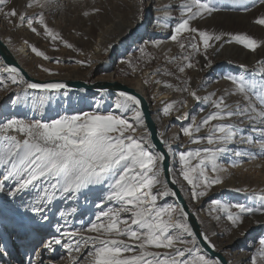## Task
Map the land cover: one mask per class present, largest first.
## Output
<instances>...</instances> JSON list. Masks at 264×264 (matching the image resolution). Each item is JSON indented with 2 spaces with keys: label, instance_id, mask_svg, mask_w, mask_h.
Here are the masks:
<instances>
[{
  "label": "snow or ice",
  "instance_id": "obj_1",
  "mask_svg": "<svg viewBox=\"0 0 264 264\" xmlns=\"http://www.w3.org/2000/svg\"><path fill=\"white\" fill-rule=\"evenodd\" d=\"M232 2L244 6V11H249L246 4L250 2L254 7L256 0ZM260 2L264 3V0ZM4 5L6 0H0V6ZM25 6L34 5L28 3ZM180 7L181 20L172 28L169 39L177 43L182 52L186 49H191L193 53L199 52L202 45L206 54L212 46L211 42H234L251 52L264 46L261 41L247 34H217L192 27V21L218 10L214 0H185ZM0 14L8 18L9 22L17 18V26L26 23L33 32L37 31L34 24H39L45 36L52 41L60 40L65 47L73 48L72 44L62 40L59 33L47 25L42 14L29 16L15 8L6 10L5 7H0ZM83 14L89 15L87 11ZM163 19L169 17L166 15ZM253 22L264 26V16L257 17ZM185 33L191 36L187 42ZM197 37L199 44L193 42ZM30 48L35 55L50 59L36 47L30 45ZM140 51L143 53L144 48L141 47ZM191 60V53L182 55L178 71L183 73L185 68L193 67ZM56 62L60 61L57 59ZM74 62L82 65L91 63L90 60ZM257 63L259 68L253 73V79H246L245 76L225 77L235 86L234 94L243 96V105L232 107L226 103L224 96L214 98L215 94L201 97L195 90H189L187 81L183 82V88L177 89L188 92L194 101L210 105L213 109L200 121L191 116V122L181 127L183 136L191 143L206 141L208 145L179 153L180 176L190 186L193 200L206 196L213 185L223 182L219 173L225 169L220 159L229 151L228 145L237 136L240 143L255 144L264 153V60ZM240 68L247 70L244 65H240ZM3 71L7 76L0 78V85L6 87L8 80L12 84L24 85L22 94L10 100L11 105L15 107L31 103L33 108L41 111V115L47 98L44 94L58 93L66 88L60 82L26 81L21 69L17 67H8ZM257 76L259 80L255 79ZM165 86L172 87L169 84ZM28 90H38L42 95L30 96ZM118 97L113 110L108 112H101L97 105L93 111L58 115L50 120H25L13 116L0 122V193L5 192L7 187V195L16 199L35 189V198L30 203L22 201L21 206L39 222L49 220L45 208L57 200L78 201L83 196L86 202L93 203L87 194L93 190L101 193L97 196L98 202H95L97 211L87 226L62 230L60 224L55 225V233L58 235H52L47 241L41 242L44 250L54 251L55 246H60L69 253L81 254L86 251L84 259L88 264H222L220 259H212L203 254L201 243L211 249H215V245L208 233L193 231L188 222L189 213L184 207L158 203L164 197L176 198L178 195L163 179L164 162L166 155L172 154L171 147H168L167 153L157 149L145 125L141 100L137 96L121 91ZM176 104V101L165 103L163 114L169 115L175 110ZM200 111L204 112V109ZM129 113H132L131 117ZM233 117L247 119L252 124L251 132L258 135L245 136L237 125L224 122ZM177 119L187 121L189 114L185 113ZM202 128L208 129L207 134L203 137L195 136ZM162 143L167 145L168 142L163 140ZM234 155L256 158L255 153L246 150H237ZM194 160L196 163H193ZM237 163L233 161L232 166L235 167ZM209 170L214 175L209 176ZM167 171L173 173L171 168ZM176 182L173 175L171 183ZM250 199L257 203L248 206L244 203L212 200L211 204L223 210L233 226H238L244 215L264 214V192L253 193ZM230 209L238 211L232 212ZM77 211L75 207L69 211L61 210L59 216L66 221L67 216ZM258 243L259 249L251 257V264H264V238ZM32 251H36L37 258L29 256L28 264H43L38 259L40 251L35 248ZM72 261L73 264H81L75 256Z\"/></svg>",
  "mask_w": 264,
  "mask_h": 264
},
{
  "label": "rangeland",
  "instance_id": "obj_2",
  "mask_svg": "<svg viewBox=\"0 0 264 264\" xmlns=\"http://www.w3.org/2000/svg\"><path fill=\"white\" fill-rule=\"evenodd\" d=\"M138 1L140 4L141 19L137 22V25L134 29H131L126 37L119 39L109 53H102L101 56H99L100 59L96 62H92L93 64L82 65L74 61H85L91 54L90 46L99 38L97 33L100 28H108L109 32L114 30L113 33H116L112 20L117 14L121 15L125 21L132 19L134 12L130 2L124 3L123 0H80V2L70 10V8L65 7L60 9V2L58 0H6V5L1 6L5 7L6 10L15 8L18 12L27 11L42 14L47 25L53 31L59 33L62 40L72 44L73 48L70 49L65 47L60 40L52 41L49 37L45 36L43 28L39 24L34 26L37 30L36 32L31 30L22 31L20 27L17 26L19 23L17 18H12V21L9 22V19L4 16L6 21L5 31L2 32V36L12 47L20 44L31 45L50 58L45 60L42 57L34 55L35 58L23 60V63L37 75H41L43 72H46L44 69H48L50 70L49 72H67L82 76V74L88 70V79L84 80V82L94 83L96 81V76L102 71L106 62L108 60L113 61L119 55L118 51L121 49V46L129 41L131 37L137 35L139 23L146 21L149 5L146 0ZM28 3H32L34 6L26 7L25 5ZM214 3L218 9L230 11L235 8L238 10L237 12L239 14L249 15V17H247V22L244 24L241 22V19H239L237 20L238 23L234 24L226 31L224 29L225 34H247L264 44V26L256 25L253 22L257 17L264 16V7H259L262 4L264 5V3H261L260 0H256L254 7L250 2L247 3L246 6L249 8V11H244V6L234 4L232 0H214ZM180 4V1L176 0L172 16L170 17L171 22L169 23L168 33H172L171 30L174 24L179 20ZM94 9H98V11H93ZM86 11L89 13L87 16L83 14ZM196 28L208 31L201 26ZM107 38L108 37L105 36L103 40ZM184 38L185 42H187L191 39V36L185 33ZM193 42L199 44L198 37ZM139 45V47L134 49V55L125 59L121 64H116L117 68L115 72L118 77L124 79H134L136 76L141 75V80L146 88V94H148L147 96L152 97V95H154L153 91L156 88L157 80H161L162 85L158 84L160 92H171L169 95V102H177L175 110L169 115L163 114L162 109L164 106L157 110L161 118L160 120H162V124L160 127L158 126L159 135L161 138L164 137V139H166V133L176 125L174 113L181 107V102L188 93L177 90L185 86L183 83L184 81L188 82L187 86L190 89L192 80L197 79L194 90L197 93L202 91L205 88L204 84L206 83V78L210 75L209 72L215 70L213 63L216 60H219L222 66L217 71L218 78L221 79L230 71L237 77L245 76L246 79H253V73L259 68L257 62L264 60V56H261L259 53L261 47L258 48L256 52H251L242 45L234 42L226 43L222 51H217L211 46L206 54L201 45L200 51L193 53L191 49H186L182 52L176 43L175 51L170 56H167L158 47L145 43L143 38L139 40ZM230 46H234V48L238 50L232 57L228 54V48H230ZM141 47L144 48L143 53L140 51ZM125 50L126 49L123 51ZM189 53L192 54L191 62L194 66L185 68V71L181 73L178 71V65L182 62L181 57ZM205 56L207 58H205ZM173 57L176 59L173 60ZM57 59L60 61L59 63L56 62ZM240 65L246 66L247 70L241 69ZM166 73H170V75ZM255 79L259 80L260 78L257 76ZM165 84H169L172 87H166ZM23 89L24 85L22 83L12 84L7 89H4L0 85V107L12 95L23 92ZM38 95L40 96L41 93H38ZM233 99L236 104L243 105L245 103L243 96L240 94H233ZM152 112L154 116L155 110L153 109ZM13 116L25 120H32L36 118L37 115L6 112V114L2 115L0 122L6 118H12ZM171 152L170 163L178 188L203 231L209 234L216 250L224 254L230 262L234 261V254L246 252L247 254L245 253L244 255L247 259L243 264H251V257L257 254L259 248L252 251L249 245L252 243L259 247V240L264 238V220L258 225L252 226L251 224L249 226V221L253 219L248 218L249 215H244L242 217V222L238 226H233L227 219L226 213L221 209L215 208V206L211 204V201L220 200L222 203H244L248 206H254L256 202L254 200L245 201V198L231 199L230 194L227 192L224 196L223 194L217 196L211 194L210 196L207 195L196 200L191 199L190 186L183 180L182 176H180V161L177 159V155L173 151ZM208 175L212 176L214 174L209 170ZM259 180L264 182V166ZM100 194L98 190H93L91 193L87 194L89 200L94 201L93 203L86 202L83 196H81L78 201L57 200L45 208V214L49 216V220L46 222H39L36 221V218L32 216L31 212H25L21 206L22 201L24 203H30L35 198L36 190L32 189L22 194L20 197L13 199L7 195L6 187L5 192L0 193V264H28L29 256L33 259L37 258L36 251H32L34 248L40 251L41 255L38 259L42 260L43 264H73V256L77 257L81 264H88L84 259L86 251L81 254L69 253L60 246H55L54 251H48L41 248V242L47 241L52 235H58L55 233V225L57 224L62 226V230H74L81 226L86 227L90 220L94 218V214L97 211L95 202H98L97 196ZM158 203L161 205L166 203L175 204L172 197H164L162 200H159ZM73 207L78 209L76 213L67 216L66 221L60 218L59 211H69ZM214 208L215 210H213ZM233 212L237 211L235 210ZM225 240L232 241L228 244ZM153 251L163 252L167 250L153 249ZM203 254L206 255L204 252ZM206 256L209 257L208 255Z\"/></svg>",
  "mask_w": 264,
  "mask_h": 264
},
{
  "label": "bare ground",
  "instance_id": "obj_3",
  "mask_svg": "<svg viewBox=\"0 0 264 264\" xmlns=\"http://www.w3.org/2000/svg\"><path fill=\"white\" fill-rule=\"evenodd\" d=\"M60 2V9L62 7L73 9L76 4L80 2V0H58ZM118 1V0H116ZM180 6L185 2V0H179ZM124 3L130 2V5L133 9L134 14L132 15V19L129 21H125L121 15L117 14L113 17V24L116 29V33H113L114 30L109 32L108 28H100L99 38L90 46V55L85 59V61L90 60L92 62H96L99 60V56L102 53H109L114 45L119 39L126 37L131 29L137 25V22L141 19L140 12V4L138 0H123ZM148 7L147 19L146 21H142L138 25L137 35L131 37L129 41H127L124 45L121 46V49L118 51L119 55L113 60H108L104 65L102 71L98 73L95 80L96 81H118L127 85L128 87L134 89L136 92L140 93L148 102L149 109L151 111V118L156 125L157 132L159 134L158 126L162 124V120H160V116L158 115V109L164 106L165 103L169 102L170 99V91L160 92L159 85L157 83L155 90L153 91L152 97L147 96L146 88L144 83L142 82V76L138 75L134 79H124L118 77L116 75L115 69L117 68L116 64H121L125 59L134 55V49L139 47V40L143 38L145 43L152 44L158 47L161 51H163L167 56H170L175 51V42L171 41L169 37L172 33H168L169 31V23L170 17L172 16V12L174 9V5L176 4V0H146ZM264 7V5H260L259 7ZM1 7V6H0ZM234 8V7H233ZM218 9V8H217ZM30 10V9H29ZM69 10V9H68ZM31 11V10H30ZM237 9H233L230 11H226L224 9H218L213 12L211 15H206L203 18H197L196 20L191 22L192 27H204L210 33H224L225 31L238 23L237 20L241 19L243 24L247 22L249 15L247 14H239ZM180 16L178 22L181 20V7L179 8ZM29 16H32L37 13L24 11ZM169 17V19H163L165 16ZM5 19L4 15L0 14V40L1 42L8 48L9 52L14 57L15 61L20 65V67L28 74L29 77L33 78L35 83H53L60 82L65 79L72 80H86L88 79V70L82 76L78 74H70L67 72L57 73L55 72H43L41 75H37L34 71H32L29 67H27L23 60H30L31 58H35V54L31 51L30 46L26 45H15L12 47L8 44L6 39L2 36V32L5 31ZM177 22V23H178ZM175 23V24H177ZM174 24V26H175ZM36 24H34L35 26ZM167 25V26H165ZM173 26V27H174ZM22 31L29 30L26 23L24 26H19ZM113 33V34H112ZM108 37L107 39H104ZM23 37V36H22ZM212 47L217 51H222L225 48L226 43L222 42H211ZM202 46V45H201ZM228 47V46H227ZM126 49L125 51H123ZM228 54L232 57L234 54L238 52L237 48L234 46H230ZM259 53L261 56H264V46L259 49ZM65 60V59H63ZM69 61V60H65ZM93 64V63H92ZM214 71L209 72V76L206 78V83L204 84V89L197 93V95L204 97L209 94H215L214 98L224 96L226 103L232 107H235L236 102L233 99V94L235 93V86L231 83L230 80L225 79L226 76H235L230 71H228L221 79L217 76V71L220 69L221 63L219 60H216L214 63ZM8 68V66L2 60L0 56V77H6L7 73L3 71V69ZM217 78V79H216ZM197 83V79H193L190 85L189 90H194ZM159 84V85H158ZM12 85L11 81H7L6 87L1 85L4 89L9 88ZM30 96L37 97L40 93L38 90H28ZM117 92H107V91H86V90H60L58 93H48L46 95L45 106L43 109V114L41 115V111L38 108H33L31 103L27 105L21 104L13 107L10 103L12 98H15L17 94L12 95L7 101L0 107V121L2 119V115L9 113L16 114H35L37 115L35 119H44L50 120L52 118H56L58 115L64 114H73L77 112H89L96 109L97 105H99V110L101 112H108L113 110V106L115 101L119 98ZM19 94H22L20 92ZM42 95V93H41ZM181 107L177 109L174 113V118L176 119V125L171 128L165 135L166 139L161 138L162 140H166L167 145L163 144L164 150L167 153V149L170 146L171 151H173L177 155V159H179V153L195 150L196 148L208 147L206 141L200 144H193L189 141V139L183 136L181 132V127L185 126L187 123L191 122V116H195L197 121H200L206 114H208L213 109L210 105H206L203 103H198L192 99V97L187 93V95L183 98ZM203 108L204 112H201L200 109ZM153 109L155 110V115L153 116ZM185 113L189 114V119L187 121L182 119H177V117H182ZM129 117L132 116V113L128 114ZM225 123H232L237 125L239 129H242V134L247 136L252 134L254 136L258 135V133L251 132L252 124L245 118L242 117H233L230 120L224 121ZM213 123H216L215 121ZM256 127H261L260 125H256ZM141 132L143 129L140 130ZM208 129L202 128L199 133H195V136L203 137L207 134ZM160 136V135H159ZM229 151L225 153L221 159L220 164L223 166L225 171L220 172L219 176L222 178L223 182L221 184L213 185L208 190V196L211 194L220 195L227 192L230 194L231 199L236 198H245V201H253L254 199H250L253 193L259 194L264 192V182L259 180V176L262 174L263 166H264V153H261V150L255 144H247L240 143L239 136L236 137L235 141L228 145ZM251 151L256 154V158L250 157H236L234 155L235 151ZM169 156L170 161V154ZM237 161V165L235 167L232 166V162ZM196 161L194 160L193 163ZM171 164V163H170ZM172 169V168H171ZM247 181V183H246ZM250 181V182H248ZM236 189H241L242 191H235ZM246 189V191H244ZM206 195V196H207ZM255 201V200H254ZM257 203V201H255ZM254 203V205L256 204ZM174 206L178 207L177 204ZM233 211H238L237 209H231ZM230 210V211H231ZM232 211V212H233ZM217 218V217H216ZM245 218V217H244ZM248 218L253 220L249 221V226L258 225L264 220V214L256 213L253 215H249ZM199 223V222H198ZM248 227V225H247ZM71 229V228H70ZM225 232V230H224ZM232 240H225L228 244L231 243ZM226 243V245H227ZM257 244V243H256ZM249 247L252 251L258 249L259 247L254 244H250ZM246 253V252H245ZM245 253L239 252L233 255L234 261L230 262L226 258L228 264H243V262L247 259L245 257ZM247 254V253H246ZM211 258V257H210ZM49 263V262H48Z\"/></svg>",
  "mask_w": 264,
  "mask_h": 264
},
{
  "label": "water",
  "instance_id": "obj_4",
  "mask_svg": "<svg viewBox=\"0 0 264 264\" xmlns=\"http://www.w3.org/2000/svg\"><path fill=\"white\" fill-rule=\"evenodd\" d=\"M0 56L2 57V60L8 67H17L21 69L26 81L36 82L33 78L29 77L28 74L20 67V65L15 61L12 54L9 52L8 48L1 42V40H0ZM60 83H64L66 85V88L62 90L74 89L77 91V90L82 89V90L91 91V92L92 91L93 92L95 91H107V92L124 91V92H128L130 94L137 96L141 100V111L144 116V121H145L147 130L152 136L153 143L156 144L158 150L166 153L163 147V143H162L163 140L160 138L157 132V129H156V125L154 124L151 118V111L149 109L148 102L140 93L136 92L134 89L118 81H95L94 83H86L78 79L76 80L65 79V80L60 81ZM164 167H165V172L163 174V179L166 180L168 182V186L173 191H176L178 194L176 198H173L175 204H177L178 207L180 206L184 207L185 211L189 213L188 222L190 226L193 228L194 232H197V233L204 232L200 224L198 223L194 213L191 211V209L187 205L186 200L184 199L180 189L178 188L177 183L175 184L171 183L172 178H173V173L169 174L167 171L168 168H171L168 155H166ZM200 246L203 252L209 257H211L212 259H220L222 261V264H228L224 255L220 251L216 250V248L215 249L208 248L206 245L202 243Z\"/></svg>",
  "mask_w": 264,
  "mask_h": 264
}]
</instances>
